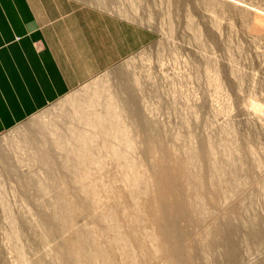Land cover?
I'll list each match as a JSON object with an SVG mask.
<instances>
[{
	"label": "rangeland",
	"instance_id": "1",
	"mask_svg": "<svg viewBox=\"0 0 264 264\" xmlns=\"http://www.w3.org/2000/svg\"><path fill=\"white\" fill-rule=\"evenodd\" d=\"M74 1L81 9L107 17L108 21L97 16V26L91 27L96 60L105 57L102 67L89 78L79 80L25 122L1 131L0 204L3 198L15 229L21 225L18 217L33 226L38 203L52 200L55 194L50 186L44 187L42 196L35 194L34 179L46 181L48 170L36 157L42 153L59 156V146L53 142L70 137L71 131L90 141L97 132L80 123L78 115L92 122L101 116L105 122L110 108L118 115L110 145L124 157L114 159L105 150L106 141L97 136V145L91 146L99 150L93 151L97 159L91 163L92 170L115 173L130 170L132 162L141 166L138 170H155L143 163L147 138L142 133V114L149 122L155 121L149 133L168 136L166 144L172 154L183 161L190 159L191 170L216 161L218 168L241 165L238 189L221 201L235 215L231 222L220 223L221 234L213 241L216 246L209 247L205 261L264 264V0ZM126 78L134 90L123 86ZM86 165L82 170H91ZM15 174L24 179L21 185ZM27 182L32 184L25 195L22 185ZM1 211L0 264H19L14 243L6 237L8 219ZM184 242L192 245L190 240ZM43 249L42 253L30 251L27 264L44 255L48 246Z\"/></svg>",
	"mask_w": 264,
	"mask_h": 264
},
{
	"label": "bare ground",
	"instance_id": "2",
	"mask_svg": "<svg viewBox=\"0 0 264 264\" xmlns=\"http://www.w3.org/2000/svg\"><path fill=\"white\" fill-rule=\"evenodd\" d=\"M128 79L123 86L134 90L127 84ZM106 112L105 122L101 116L93 117L96 120L92 122L87 116L78 115L80 123L97 132L94 137L90 136V141L71 131L70 137L53 142L59 146V156L37 155L39 163L48 170L46 181L34 179L38 184L35 194L42 196L45 186L54 189L55 194L52 200L35 205L38 217L33 226L18 217L21 225L15 229L14 218L1 197L0 209L9 223L6 237L14 243L17 262L27 264L30 251L41 250L42 253L48 246L44 255L29 264H207L209 247L216 246L213 241L221 234L220 223L231 222L235 215L232 217L233 210L225 208L221 201L228 197L229 191L238 189L235 184L242 172L241 165L240 168H231L229 164L218 168L216 161L209 162L206 168L199 165L191 170L190 159L183 161L172 154L166 144L168 136L164 139L149 133V129L156 126L155 121L149 122L142 114L140 119L145 127L142 133L147 138L143 149L147 161L143 163L155 170H138L141 166L135 162L128 165L130 170H115L118 175L110 170H92L94 164L91 163L97 159L93 151L97 152L98 148L93 150L91 146L97 145V136L106 141L105 150L108 149L114 159L124 157L110 145L118 115L110 108ZM127 117L125 119L129 120L130 116ZM70 143L72 148L68 147ZM206 154L202 155L203 161ZM87 163L91 170H82ZM59 173L63 175L60 177ZM54 174L59 177L55 178ZM15 177L21 179V175L15 174ZM28 182L22 185L25 195L32 184ZM26 198L31 201V197ZM147 240L154 242L149 244ZM186 240L192 245L184 244ZM45 255L50 257L49 262Z\"/></svg>",
	"mask_w": 264,
	"mask_h": 264
},
{
	"label": "crops",
	"instance_id": "3",
	"mask_svg": "<svg viewBox=\"0 0 264 264\" xmlns=\"http://www.w3.org/2000/svg\"><path fill=\"white\" fill-rule=\"evenodd\" d=\"M97 16L108 21L74 0H0V134L102 67Z\"/></svg>",
	"mask_w": 264,
	"mask_h": 264
}]
</instances>
